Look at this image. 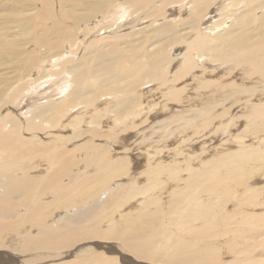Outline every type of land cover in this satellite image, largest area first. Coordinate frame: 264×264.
<instances>
[{
  "label": "bare ground",
  "instance_id": "1",
  "mask_svg": "<svg viewBox=\"0 0 264 264\" xmlns=\"http://www.w3.org/2000/svg\"><path fill=\"white\" fill-rule=\"evenodd\" d=\"M156 1L127 0L120 3V0H0L1 249L5 247L4 244H7L4 242L7 237H13L14 235L22 237L23 246L26 244L36 250H60L64 246L68 248L69 245L79 240L77 238L84 240V238L87 239L90 235L92 236L94 234V225L96 223L100 224V218L115 216V212L122 207L123 199L126 198L123 197V193H132L131 197H133V191L136 192V187H133L132 184H127L126 186L127 188L130 187V190H126L127 188L123 190L120 188L121 191L118 192L114 190L115 193H111L109 195L110 199L103 205L101 203L100 205L96 204L87 208V210L76 212L74 215H66L65 218L63 217L64 222L59 225L58 229L53 228L49 224V220L51 218L54 219L58 211L78 207V205H83L90 198L99 197L100 191L105 186H108L116 178H122L128 174L130 169L128 165L132 163L136 166L139 165L138 161L140 159H135V154L133 155V153H139L141 148L133 149L132 147L131 150L129 145L128 149H126L125 145L123 150L126 156L117 158L118 154L123 152L116 150L109 143L116 141L120 134L119 130L122 127H128L129 121L140 117L143 111H147L148 114H144L140 122L141 125L148 126L146 129L144 128L145 130L152 129L149 126L152 124L150 123L151 121L161 120L162 116L165 119L167 118V114L163 115L162 111L158 112H161V117L157 116V112L149 115V110H147L149 103H146V107L142 106L146 102V98L141 88L147 84L155 83L157 81L156 78L158 80L161 79V81L164 78H168V74H172L175 69H178L174 73L175 76H173L176 78L175 83L177 82V85L173 86L171 84L172 86H167V88L174 87L170 91L163 89L162 95H165L164 97H168V99H163L157 103V105L161 106V110L168 109L169 112L172 110L171 106L176 105L175 108H181L182 113H185V115H182L187 118V123L190 125L201 121L205 115L214 114L217 109L228 106V103L234 100L233 97L240 93V99L237 98L236 102L241 103L243 98L245 100L250 98L249 101L252 103L260 104L259 108H255L256 111L253 112L251 117H253L254 122L262 125L259 124L261 129L256 128L255 130H264V103L261 102L264 99V91H262L264 90V0H190L189 2H186L188 0H162V2L158 0L161 6L153 10L155 13L152 11L155 17L152 18L153 16L149 12L143 22L150 18L155 24L161 18L163 24L158 28H153V31L149 34L146 31V34H139L137 31L135 34L131 32L125 36L111 37V39L98 38L91 42L87 41L88 38L94 35L96 29L98 31L97 37L102 35L100 34L102 31H104V33L102 32L103 34H106L107 32L113 33V29L119 31H123L127 27H133L134 29L140 25L144 11L152 9L154 4L157 3ZM189 4H193L192 8L190 6V12L187 13L189 16L180 19L181 14L186 11ZM125 6L132 8L131 10L125 9ZM175 6L180 7L178 12ZM173 16L175 17L170 21L169 19ZM126 17L127 23L122 22L120 24ZM177 17H179V21L176 22ZM49 21L53 25H51L50 29H47ZM47 31L48 35L51 36V39L48 40ZM81 31L82 33L80 34ZM137 35L140 37H137ZM103 36L105 37V35ZM69 38L72 41L67 46L65 42H68ZM65 39L66 41H64ZM75 39H80L81 44L88 43L85 50H93H90L91 52L88 51L89 55L84 52V57L76 63L75 67H71L69 70L65 66L76 59L74 60L73 57V60L69 61L65 58L63 61V57L64 55L67 56L69 50H72L71 47L69 49L68 47L72 46V42ZM106 41L107 43H105ZM30 44L35 47L47 44L46 48L50 45V51L47 52L48 50H45L46 53L43 55L47 56L48 61L46 63L48 62V65L41 63V55H37V60L33 57L29 58L32 56L30 52L35 50H31ZM176 47L185 48V51L178 56L182 57L181 59H177L176 56L170 57L171 51ZM60 48L66 52L61 51ZM37 52L39 51L37 50ZM70 53L75 56V51ZM56 59L62 64L58 65L57 63L58 66H55ZM223 66H225L224 70L221 69ZM211 67H214L213 70H209ZM48 70H51L50 75ZM71 77H73V80ZM223 78L228 79V81L225 82V79L223 81ZM92 80L97 82V87H93ZM72 82H74V88L71 87ZM44 83L46 84L42 87ZM106 83H108L109 87H106ZM159 83L161 84V82ZM37 86L42 87L41 91L37 89ZM14 87H16L15 91L11 92ZM92 89L93 91H91ZM153 89L155 88L153 87ZM257 90L262 92L259 91L260 93H257ZM112 92V96L122 94L124 102L119 106L116 104L113 113H111V108H103L102 106L104 105L102 98L108 97V94ZM148 92L151 93L152 90ZM150 93L149 96L151 95ZM244 93H248V95ZM157 96H155V99L153 98L155 102L158 101ZM44 99L46 101L41 102ZM105 104L108 106L109 103L105 102ZM234 104L236 105V103ZM164 105L170 106L165 107ZM81 106H85L86 109L81 108ZM229 106L230 109L232 106L233 110L228 112L230 109H226L224 113L220 111L221 113L213 115L214 117L211 116V121H207L208 123L205 122L206 117L204 119V130H207V126L211 125V123L219 121L224 128L226 120L224 118L231 115V113L234 116L238 113V110L235 112L233 104H229ZM88 107L89 110L87 111ZM137 108L140 110H137ZM110 114H113V116L109 117ZM87 115L91 116V124L93 126L90 131L85 130ZM153 115L155 116L152 117ZM222 120L224 121L222 122ZM108 125L111 126L108 135L110 142L106 140L104 141L105 144H84L83 142V145L79 148H70V146L65 144V141L75 142L78 138L86 139L89 135L102 138L99 135V128L102 129L108 127ZM226 126H228V123ZM71 130L74 131L73 135L68 136L67 132L69 133ZM171 132V135H173V131ZM218 132L216 136L224 135L227 129L220 134ZM151 133L153 134V132ZM50 135H52V138H48ZM205 135L210 136L206 140H212L213 136L211 134L209 135L205 132ZM135 136H139L138 132ZM199 136L194 139L188 138L179 143L174 148V151H177L178 154L176 156L167 154L165 158L169 160L172 157L176 158L184 155L185 159V154L196 152L198 149L193 148L194 144L192 143L197 142L198 144ZM170 138L167 137L168 143L171 140ZM50 139L52 141H49ZM120 139L123 143L128 140L125 137ZM60 140L64 143H60ZM161 142L156 147L155 142H152L149 152H153L154 156L160 154L159 157H161L163 166L159 164L161 165L160 167H154V170H150V179L148 180L154 182L153 188L159 189L161 184V190L166 189V193L171 197L169 203L171 202L172 205L167 209L168 206L163 207L164 201L154 202L153 204L156 207L158 205L154 215L149 212L150 205L142 207L143 214L138 217H144V219L142 221H132L135 229L131 233L128 232L129 236L125 238V241L127 242V247L137 250L140 256L144 254L148 260H151L152 257L154 258V255L159 256L161 259V254L164 252V256L166 254L169 256L167 259L172 255L173 258L170 262H174L175 258H179L177 257L179 252L185 253L187 247L191 249L190 245L187 244L189 240L187 241L183 238V232L186 233L189 228L192 230L194 220L211 218L208 214L211 203L205 202L207 198L204 196V190H207L205 182L211 181L209 184L212 187L207 186V188H213L216 198L220 199L219 201L222 205H225L232 194L230 187H228L230 178L236 175L235 172H239L243 167L245 168L247 164L255 163L258 159H261L262 154L255 150L243 151L236 160L231 159L225 164L217 161L218 164L207 171H192L191 177L189 176L187 179L188 181L183 180L186 182L185 186L171 193L170 190L167 191V186L172 187V183L179 182V171L182 172L184 170H182L184 161L181 162L182 165L173 164L178 160L169 161L170 163L167 164L166 159L163 160V156H161V151L165 149L161 145L167 142ZM175 144L174 140L172 146ZM191 144L192 148H185ZM202 144L208 145L207 142ZM74 145L76 146V144ZM143 149L145 150V146ZM127 151H129V154H126ZM149 152L146 151V154ZM115 156L117 159H115ZM144 156L147 157V155ZM150 156L152 157V155ZM207 162L209 163V161ZM83 163L86 164L85 168L94 170V176L84 179L81 178V174L72 173L74 168ZM145 166H148V164ZM222 170L226 171L223 176L221 175ZM244 175L246 174L244 173ZM163 177L165 180L159 184L160 179ZM67 178H69L68 183L65 182ZM160 199L161 201L163 200L161 197ZM96 203L99 202L97 201ZM160 214L161 217H167L166 224L164 223L165 226L172 224L176 231L175 233H169L166 230L167 238L162 236L163 242H161V245L159 243L158 246L156 245L158 234L155 235L157 226L156 224L155 226L151 225L153 222L150 224L147 217H160ZM133 215L130 217H133ZM219 215L215 213L214 217L216 218ZM259 216L258 214H246L243 216L245 218L239 221L241 223L235 221L237 224H235V229H233L235 232L240 233L234 234L237 241L233 243H239L241 232L244 234L242 239L248 244V239L252 240V242H257V239H264V217ZM222 217L229 225L232 224L233 219L237 220L236 217H230L229 214L223 213ZM210 220L209 222L217 223L216 219ZM148 224L150 225L148 226ZM210 225L206 226V232L210 231L209 229L212 226ZM205 226L203 225V227ZM238 226L241 228L240 230ZM34 228H38V234L36 235L31 234ZM203 229L199 230L202 231ZM179 232L182 233L178 234ZM197 233H194V235H197ZM120 235L118 233L117 236L120 237ZM204 235H201L202 239L206 237ZM117 236L112 234L111 237ZM201 238L199 237L198 240H201ZM261 243L258 244L260 245ZM142 245L144 246L142 247ZM230 245L233 246V244ZM262 246H264V243H262ZM169 247L173 248V252H167L170 249ZM246 248H248V245L240 250L241 255H244V264H262L264 262V260L259 261V259H248ZM195 250L196 248L193 251ZM231 250L233 251L234 249L232 248ZM153 251L155 254L152 253ZM198 251L199 248L196 252ZM201 251L203 253L200 252V258L186 253L187 258L185 261L191 263V260H193L194 263L201 264L204 257V261L209 260L212 264L215 262V249L205 247L201 248ZM96 258L97 256L91 257V262L88 264H97ZM0 259V264H5L2 262L5 257ZM100 260L102 259L100 258L98 261L101 262Z\"/></svg>",
  "mask_w": 264,
  "mask_h": 264
},
{
  "label": "rangeland",
  "instance_id": "2",
  "mask_svg": "<svg viewBox=\"0 0 264 264\" xmlns=\"http://www.w3.org/2000/svg\"><path fill=\"white\" fill-rule=\"evenodd\" d=\"M123 1L125 2L127 0H120V3H123ZM189 1L190 0H188L186 2H189ZM156 2L157 3L154 4V7L152 9L150 8V10L148 9L147 11L146 10L144 11V13H143L144 16L142 18V21L139 23L140 25L137 26V27H135L134 29H133V27L132 28L127 27L128 29L126 28L123 31H119V30L113 29V31H112L113 33L107 32L106 34H103L104 31H102L103 33L102 32L100 33L102 35H99L98 37H97L98 31L96 29L94 31V35H92L90 38H88L87 41L88 42H91L92 40H96L98 38H107V39L110 38L111 39V37L113 38L115 36H122V35L125 36V35H127V34H129L131 32H133L135 34L137 31H138L139 34H146V33L149 34L150 32L153 31V28H158V27H160V25L163 24V21L161 20V18L159 19L160 21L156 22L155 24L150 20V18L148 20H144V22H143V19H145L146 16L149 15V12L153 16V13H155V11H153V10H155L156 7L159 8L161 6L160 5V2H158V0ZM161 2H162V0H161ZM163 6H164V2H163ZM190 6L192 8L193 7V4H189L187 6L188 8L186 9V11H184L181 14L180 19H183V18H186V17L189 16V14H187V13L190 12L189 11L190 10ZM126 8L129 9V10H131L132 7L125 6V9ZM171 8H169V9H171ZM178 8L180 9L179 6H175V9H176L177 12L179 10ZM152 11H153V13H152ZM154 17L155 16H153L152 18H154ZM174 17L175 16L171 17L169 20L170 21L173 20ZM132 19H133V17H132ZM152 20H154V19H152ZM177 21H179V17H177L176 22ZM122 22L123 23H127V17H126V19L124 18V21H121L120 24H122ZM51 25H53V24H52L51 21H49L47 23V26H48L47 29L48 28L50 29ZM202 27H203V24H202ZM145 31H146V33H145ZM81 33H82V31L80 32V34ZM47 35H48V31H47ZM103 35H105V37ZM137 37H140V36L137 35ZM70 38H71V36H70ZM48 39H51V36L50 35L47 36V40ZM64 41H66V39ZM67 41L68 42H65V44H67V46H68L69 45L68 43L70 41H72V39L67 40ZM74 41L72 42V46H69L68 47V49L71 47L72 50H69L67 56L64 55V57H63V61L65 60V58L68 59L69 61L70 60H73V59L74 60L76 59L74 62H70L71 64L68 63L65 66L69 70L71 69V67L72 68L75 67L76 66V63H78L79 60H81V58L84 57L83 56L84 55V52L87 55H89L90 53L88 51H90V50L92 51L93 50V49L85 50V48H87L86 46L88 45L87 42L85 44H81L80 39H75ZM108 41H110V40H108ZM105 43H107V41ZM46 45L47 44H45L43 46H39V47L37 46L38 47L37 48L33 44H30L29 47L31 48V50L32 49H35L36 51L35 50H32L30 52V55L32 54V56H30L29 58H32L33 57V58H35L37 60L38 59V58H36V57H38L37 55H41L40 56V57H42V59H41L42 62L41 63H46V61H48L47 60V56H43V55H44V53H46L47 50H48L47 52L50 51V45L47 48H46ZM63 47H64V45H63ZM37 50L39 52H37ZM60 50L66 52L62 48H60ZM74 51H75V56H73L74 55L73 53H72L73 55H71V53H70V52H74ZM184 51H185V48L184 47H176V48H174L171 51L170 57H173V56L175 57L176 56L177 59H181L182 57H178V56H180L182 54V52H184ZM33 53H34V55H33ZM40 57H39V60H40ZM128 58H130V57H128ZM55 62H56L55 66H58L59 64H62L57 59L55 60ZM57 63H58V65H57ZM46 65H48V62L46 63ZM213 68L211 67L209 70H213ZM221 69L224 70L225 69V66L221 67ZM176 70H178V69H175L172 74L171 73L168 74V78H164L165 81H163L164 79L161 81V79L158 80V78H156L157 81L155 83H152V84H149V85L147 84V85H145V86L142 87L143 89L141 88V91L145 94V98H146L145 99L146 102H144V104L142 106L146 107L145 106L146 103H149L148 104V108H147V110H149L148 111L149 112V115L153 114L154 112H157L158 113L159 111H162L163 115L167 114V118L165 119V118H163V116L161 117V112L158 113L157 116H160L161 117V120L157 119V120H154L153 122L151 121L150 123H152V124H150L149 126L152 127V129L149 128L148 130H145L148 126L146 127L144 125H141L140 122L142 120V116H144V114L145 115H148V114H147V111L146 112L143 111L142 112L143 115H141L142 114L141 113L140 114V117H137L134 120L131 119L129 121L130 123H129L128 127H122L119 130L120 134H119V136H118V138H117L116 141H114V142L111 141V143H109L110 146H114L116 150H120V151L123 152L122 154H118V157L117 158L126 156L124 154L125 152L123 150V149H125V145L127 147L126 149H128L129 146H130V149L131 150H132V147H133V149L141 148V150L139 151V153L138 152H134L133 153V155L135 154L134 155L135 159H140V161H138L139 165L136 166L133 163L130 164V165H128V168H130L129 171L127 170L128 171V174L126 176H123L124 178L123 177L122 178H116L111 183H109L108 186H105L104 189H102L100 191V193H99V197L100 198L99 197H95V199L90 198L83 205H78V207H75V208L73 207V208H70L69 210H60V211H58L57 214H56V217H54V219L51 218L49 220V224L53 228L55 227V229H58L59 225L64 222L63 221V217L65 218L66 215H74L76 212L78 213L81 210H85V209L87 210V208L92 207L93 205H96V204H99V205H100V203H101V205L105 204L106 201L108 199H110V196L109 195L111 193H115V191L118 192V191L123 190L124 188H127L126 187L127 184L128 185L129 184H132L133 187H136V189L134 188L136 190V192L133 191V197H131L132 196V193H125L124 192L123 193V197H126V198L123 199L122 207H120V209H118V211L115 212V216H113V217H102V218H100L101 219L100 220L101 222H99L100 224L96 223V225H94V234L92 236L90 235V237H87V239L84 238V240H81L80 238H77L79 240L75 241L74 244L69 245L68 248H66L64 246V248H62L60 250H49V249L36 250V249H33L32 247L27 246L26 244L23 246V243H22L23 242V239H22V237H19V236H16V235H14L13 237L12 236L11 237L8 236L7 237V240L4 241L7 244H4L5 245L4 248H2V249L0 248V258L5 257V259H2V262H4L5 264H77L78 262H80L78 264H88L89 262H91L90 261L91 260V257L93 258V256H97V258H96L97 259L96 260L97 261V264H108V263L109 264H199V263H194L193 260H191V263L186 262L185 260L187 258L186 257L187 254L188 255H194V256H197V258H200V252L203 253V251H201V248L212 247L213 249H215L214 252H216L215 262L213 264H244V261H243L244 255H241V251L240 250L243 249L246 245H248V248L245 249V251L247 252L246 255L249 256L248 259H251V258L253 260L259 259V261L264 260V256H263L264 255L263 254L264 253V246H262V243H264V239H257V242H252V240L248 239L249 244H251V245H249L244 239H242L243 236H244V234L241 232L242 235H241V239L238 240L239 243L238 242H237V244L233 243L234 241H237V240H235V235L234 234H239L240 233V232L238 233V232H235L234 231V229H235L234 226H235V224H237L235 221H238V222L239 221H242L245 218L243 216H245L246 214H258L261 217H264V130L263 131L255 130L256 128L257 129H259V128L261 129V126L262 125L260 123L254 122L253 121V117H251L252 114H253V112L256 111L255 108H259V105L260 104H258V103L257 104L252 103L251 101H249L250 98H246V100L243 98V101L241 103L236 102V99L237 98L240 99V95H241L240 93H237L238 95L233 97V99L235 100V102L233 100L230 103H228V106H225L226 108L225 107L224 108H221V109L219 108V109H217L214 112V114H207V115H205L204 118H202L201 121H197L196 123H192V124L189 125L187 123V121H188L187 118L183 117V115H185V113H182L181 108H175L176 105L175 106H171L172 107V110L169 111L170 112L169 113L168 112V109L161 110V106L160 105H157V103L160 102V101H162L163 99H168V97L165 98L164 97L165 95H162V93L164 92V90H169L170 91V89H173L174 88V87L167 88V86L169 87V86H172V85L173 86H176L177 85V82L175 83L176 78L173 77V76H175L174 73L176 72ZM223 70H221V71H223ZM48 72H49L48 74L50 75L51 74V70H48ZM41 74H43V73H41ZM213 75H215V73H213ZM71 76H72V73H71ZM72 78L73 77H71V79ZM224 79H225V82L228 81V79H226V78H223V81H224ZM158 82H161V84L160 83L158 84ZM167 82H169L170 85ZM46 83H47V81H46ZM46 83H44L42 85V87ZM96 84H97V82H95L94 80H92L93 87L94 86L97 87L98 85H96ZM156 84H158V85H156ZM105 85H106V87L107 86L109 87L108 83H106ZM117 85H119V84H117ZM155 86H157V87H155ZM42 87L41 86H37V89L38 90L40 89V91H41ZM71 87L74 88V82L71 83ZM153 87L155 89H153ZM182 87L183 86L181 84V88ZM15 89H16V87H14V89H12L13 91H11V92H14ZM50 89L52 90V88H50ZM69 89H71V88H69ZM149 90H152V92L151 93L148 92ZM91 91H93V89ZM259 91H261V90H257L256 92L257 93H260ZM262 91H264V90H262ZM256 92H255V94H256ZM67 93H68V91H67ZM149 93L151 94L150 96H149ZM112 94H113V92L112 93H109L108 94V97L105 96V97L102 98V102L104 103V105H102L103 108H106V107L111 108V110H112L111 113H113V109H115V105L116 104H118V106H119L123 102V95L122 94H118V95H115V96H112ZM244 94L245 95H248V93H244ZM105 95H107V94H105ZM156 95H158L157 96L158 101L155 102L154 99H155V96ZM149 97H151V98H149ZM259 99H260V97H259ZM44 101H46V100L44 99L41 102H44ZM105 102H108L109 103L108 106L105 104ZM232 102L236 103V105L234 103H232ZM261 102L264 103V99ZM110 103H111V105H110ZM229 104L230 105L233 104L234 109H235V112L238 110V113H236L235 116H234L233 113H231V115H229L231 117L228 116V117H225L224 118V119H226L225 122H224V128L221 126V123L219 121V122H215V123L213 122V123H211V125L207 126V130H204L205 122L211 121V118H212L211 116L218 114L220 111H222L224 113V110H226V109L229 110L230 109ZM162 105H163V103H162ZM170 105H164V106L167 107V106H170ZM81 108L86 109L85 106L84 107L81 106ZM88 110H89V107H88L87 111ZM137 110H140V109L137 108ZM231 110H233V107L232 106H231V109L228 112H230ZM175 114H176V116H175ZM232 114H233V117H232ZM180 115H182V116H180ZM0 116H2V114H0ZM112 116H113V114H110L109 115V117H112ZM154 116L155 115H153L152 117H154ZM179 118H181V119L179 120ZM204 119H205V122H204ZM223 121L224 120H222V122ZM252 121H253V123H252ZM227 123H228V126H226ZM171 124H172V126H171ZM85 125H86L85 126L86 127L85 130L87 129V131L88 130L90 131L93 128V126L91 124V116L90 115H87V121H86ZM110 127L111 126L108 125V127H104L102 129L99 128V130H100L99 135L102 136V138L101 137H98V138L97 137H91L89 135L88 137H86V139H82V138L80 139V138H78L77 141H75V142H66L65 141V144H67L68 146H70V148H76V147L79 148V147H81L83 145V142H84V144H92V143H94V144H105V142H104L105 140L110 142V138H108V135L110 133V131H109L110 130L109 129ZM211 128H213V129H211ZM126 129H127V131H126ZM199 129H201L203 132L201 130L199 131ZM226 129H227V132H226L227 134L226 133H224V135L223 134H220V133H222ZM139 131H141V132H139ZM162 131H163V133H162ZM171 131H173V135H171L172 134ZM258 131H259V133H258ZM73 132L74 131L71 130V131H69V133L67 132V135L68 136L69 135H73ZM137 132H138V135H139L138 137L135 136ZM151 132H153V134ZM205 132L208 133L209 135L211 134L214 138L211 136L212 137V140L207 139V140H209V141H207L206 138H209L210 136H206L205 135ZM217 132L220 134V135H218L219 137L216 136L217 135ZM176 133H177V135H176ZM131 135H132V137H131ZM166 135H167V137H171L170 138L171 140H170L169 143H168V139H167ZM221 135L224 137V139H223V137ZM175 136H177V137L175 138ZM198 136H199L198 144H197V142L194 141L195 143H192V144H194V147L192 146V144L191 145H188L187 147H185V148H192L193 147L195 149H198L196 152H190V153L185 154V159H184V155H181V154L180 155L183 156V157H181V156H178L176 158L175 157H172L169 160L167 158H165V155H167V154L169 156H176L178 154L177 151L176 152L174 151V148L177 147V145H179V143L183 142L184 140H187L188 138L194 139L195 137H198ZM121 137L127 138L128 139L127 142L123 143L122 140L120 139ZM135 137H137V138H135ZM48 138H52V135H50ZM219 138H220V140H219ZM118 140H120L122 143L120 141H118ZM143 140H144V142H143ZM174 140H175L176 144L174 146H172V143H173ZM49 141H52V139H50ZM138 141H140V142H138ZM161 141H163V142L166 141L168 143V144L165 143L164 145H161V147L162 146L165 147V149L161 151L162 152L161 153V156H163V160L166 159L167 164L170 163L172 160H174V161L175 160H178L179 162L178 161H175V162L173 161L174 162L173 164H176L177 163V164H180V165H182L181 162L184 161L183 162V166H182V170L183 169L185 170V168L187 167L186 168V171H185L186 173L184 172V170L182 172L179 171V179H178L179 182L172 183L173 184L172 187H170V186H167L168 188L166 187L167 188V191L170 190L171 193L174 190H176V189L177 190H180L179 188L185 186L186 182L183 181V180H187L189 176L191 177L192 171H196V170L197 171L198 170L199 171H207L211 167H213L216 164H218L217 161H220L221 164L222 163L225 164L227 161H229L231 159H235L236 160V159L239 158V156L242 154L243 151L255 150V151L260 152V154H262V156H261L262 158L261 159H258L257 162H255V163L252 162V164L249 163V164H247V166H245V168L243 167L239 172H235V174L237 175L238 178L236 177V175H234V176H232V178H230V180L228 182L229 183L228 187H230L229 189H230V191L232 193L231 194V197L232 198L230 197V199L226 202L225 205H222L221 202L219 201L220 199H217L216 198V196L214 195V192H213L214 189L213 188H212L213 190L210 189L212 187V185L209 184V183H211V181L208 180V182H205V185H206L205 188L207 190H204V196L207 197L205 202L206 203L207 202L211 203L210 204V208L208 209V214L211 216V218L205 219L206 222H205L204 219H202V220L201 219H197V221L194 220L193 221L194 223L192 222L193 223V227L191 225L192 223L190 224L191 227H192L191 228L192 230H190V228H189V231H186V233L183 232L184 233V237L183 238H184V240H187V241L189 240L187 244L190 245L191 249L187 247L186 250H185V253L179 252V254H177V255H179L177 257H179V258H175L174 259V262H170L171 259L173 258L172 255L170 256L169 259H167V257H169V256L167 254L164 256V252H163L161 254V259H160L159 256L154 255L155 254L154 251L152 252V253H154L153 254L154 255V258L152 257L151 260H148L147 257L144 254H141L142 256H140V255H138V253H137L138 251L137 250H135L133 248H130V247H127V245H126L127 242L125 241V238H128L127 236H129V233H131L132 230L135 229V227H133L134 224H133L132 221L136 222V221H142L144 219V217H141V218L138 217L141 214H143L142 213L143 212V208L142 207H144L146 205H150L149 206V212H150L151 215H154V214H156L157 207H158V205L156 207V205L153 204L154 202H156V201L157 202H163L164 201L163 202L164 204L162 203L163 204V207H167L168 206L167 209H169V206L172 205L171 202L169 203V201H170L169 199L171 197H170V195H168V193H166V191H165L166 189L165 190L163 189V191H162L161 188H160L161 187V184H160L161 181L165 180L164 177L162 179H160L161 177L159 176L160 178H158V179H160V181H159V184H160L159 189H157L155 187L153 188L152 185L154 184V182H151V181L148 180V179H150V176H149L150 170L152 171V169L154 170V167L155 168H158V167H160L162 165L161 164V157H159L160 154H156L154 156L153 155V152L152 153L149 152V148H151V146H152L151 143L152 142H155V144H156L155 147H156V146H158L157 144H159ZM59 142L60 143H64V142H62V140H60ZM203 142H207L208 145L202 144ZM210 142L212 143L211 145H210ZM53 144H54V141H53ZM74 144H76V146ZM201 144L204 145V146H202ZM144 146H145V150L143 149ZM111 149L114 150L113 148H111ZM142 150H143V152H142ZM146 151H148L149 153L146 154ZM154 151H155V149H154ZM165 151H166V154H165ZM237 151H239V152H237ZM112 152H114V151H112ZM128 152L129 151H127L126 154H129ZM163 153H164V155H163ZM140 155H143V156H140ZM144 155H147V157L144 156ZM150 155H152L153 158ZM228 155H229V158H228ZM156 156H158V157H156ZM117 158L115 156V159H117ZM154 158H155V160H153ZM157 159H159L158 162H157ZM225 159H227V160H225ZM223 160H224V162H223ZM207 161H209V163ZM185 163H187V164H185ZM144 164L145 165L148 164V166H145ZM159 164H161V165H159ZM188 166L191 168V170H190V168ZM85 167H86V164L85 163L80 164L78 167H76V168H74L72 170V173L73 174H75V173L77 174L78 173L79 175L81 174L80 175L81 178H84V179H87V178H89L91 176H94L93 175V174H95L94 170H89V169H87ZM85 170H86V172H85ZM225 172H226L225 170H222L221 171V175L223 176V174H225ZM40 173L42 174V172H40ZM244 173L246 175H244ZM187 174H189V175H187ZM68 180H69V178H67L65 180V182L68 183ZM117 182H119V183H117ZM175 185H177V186H175ZM207 186L210 187V188H207ZM232 187H233V189H232ZM120 188H121V190H120ZM144 188H146V189H144ZM216 188H219V187H216ZM128 189L130 190V187H128L126 190H128ZM137 189H138V191H137ZM1 191H2V189L0 190V193H1ZM162 192H164V193H162ZM205 192L208 193V194H206ZM160 193H162V194H160ZM213 195H214V197H213ZM159 196L163 199L162 201H161V199H160ZM209 197L210 198H213V199H210ZM47 199L50 200L49 198H47ZM215 199H217V200L215 201ZM97 201L99 203H96ZM214 205H216V206H214ZM160 206H161V203H160ZM112 207H114V206H112ZM117 207H119V206H117ZM140 208H142V209H140ZM167 209H166V212H167ZM101 210H102V208H101ZM211 210H212V212H210ZM213 211L216 214H218V215H219V212H220V215L219 216H216V218H215L214 217V214L215 213ZM223 213L226 214V215L229 214V216L230 217L232 216L233 218L236 217L237 220L233 219L232 220V224L229 225L226 221H224V218L222 217L223 216ZM212 214H213V216H212ZM239 214L241 215L240 217H239ZM132 215H133V217H130ZM135 215H136V217H135ZM147 218H148V222L150 224L153 222V224H151V225L155 226V224H156V226L158 228V229L156 228V233H155V235L158 234V237H159V238L157 237V239H156V245H158L159 243H160L159 245H161V242H163V239H161L162 236H164L165 238H167V236H166V233L167 232H169V233H172V232L175 233V231H176V228L173 227L172 224L171 225H168L167 224L165 226V224H166V218L167 217H161V214H160V217H153L152 216V217H147ZM210 219H213V220L216 219L215 221L217 223H215L213 221L212 222H209ZM203 222H205V223H203ZM211 223H213V224H211ZM239 223H241V222H239ZM150 224H148V226ZM205 224H206V226L207 225H210V224L212 225V226L210 225L211 228L209 229L210 230L209 232H206L208 226L206 227ZM203 225L206 228L203 227ZM95 228H96V231H95ZM201 228L202 229L204 228L205 230L203 229L202 231H200ZM238 228H239V226H238ZM240 229L241 228H239V230ZM166 230H167V232H165ZM159 231H161V232H159ZM145 232H146V230H145ZM196 232H198L197 235H194V233L196 234ZM203 232H205V233H203ZM32 233L35 234V235L38 234V228H36V229L34 228V231L33 230L31 231V234ZM118 233H119V235L120 234H122V235H120V237H118L117 236ZM159 233H160V235H159ZM180 233H182V232H179L178 234H180ZM202 233L205 234L204 236H206L203 239L201 238V235H203ZM112 234H116V236L119 239L117 237H114V238L111 237ZM23 235H24V233H23ZM199 237L201 238V240H198ZM121 241H123V242H121ZM241 241H243V242H241ZM258 243H261V244L259 245ZM230 244H233V246L230 245ZM30 246H32V245L30 244ZM143 246L144 245H142V247ZM197 247L199 248V251H198L199 253L196 252L198 250ZM169 248L170 249L167 252H169V253L170 252H173V248H171V247H169ZM195 248H196V250L193 251ZM230 248L231 249L233 248L235 251L234 250L232 251ZM134 251H136V252H134ZM192 252H193V254H192ZM1 253H3V254H1ZM162 256H163V258H162ZM100 258L102 259V260H100L101 262L98 261ZM103 262H105V263H103ZM201 264H212V262H210L209 260L208 261H204V257H203V262ZM262 264H264V262Z\"/></svg>",
  "mask_w": 264,
  "mask_h": 264
}]
</instances>
